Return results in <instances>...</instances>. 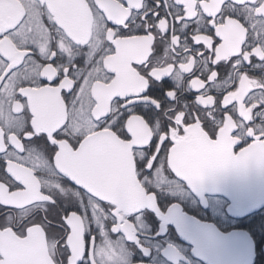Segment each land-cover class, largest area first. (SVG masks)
Instances as JSON below:
<instances>
[{"label": "snow or ice", "instance_id": "6c2138e0", "mask_svg": "<svg viewBox=\"0 0 264 264\" xmlns=\"http://www.w3.org/2000/svg\"><path fill=\"white\" fill-rule=\"evenodd\" d=\"M249 167L264 0H0V264H130L158 190Z\"/></svg>", "mask_w": 264, "mask_h": 264}, {"label": "flooded vegetation", "instance_id": "af4514ba", "mask_svg": "<svg viewBox=\"0 0 264 264\" xmlns=\"http://www.w3.org/2000/svg\"><path fill=\"white\" fill-rule=\"evenodd\" d=\"M252 169V193L245 191V170L237 169L209 177L200 191L174 181L158 190L157 204L161 214L166 215L176 207L180 217H187L190 222L178 227L175 222L165 223L158 219L151 210L144 211L136 220L141 243L129 245L130 264H205L185 242V233L194 229L196 221L214 225L219 234L241 232V239L246 234L254 244L253 264H264V170ZM245 192L253 203L245 204ZM248 209L253 211L245 214ZM170 249H174L175 254ZM224 257H220V261L226 264Z\"/></svg>", "mask_w": 264, "mask_h": 264}, {"label": "bare ground", "instance_id": "6f19581e", "mask_svg": "<svg viewBox=\"0 0 264 264\" xmlns=\"http://www.w3.org/2000/svg\"><path fill=\"white\" fill-rule=\"evenodd\" d=\"M248 170L253 171L252 167H249ZM198 195V194H196ZM250 201L249 199V194L245 192L244 194V202L245 204ZM161 213V212H160ZM155 214V213H154ZM168 214V213H167ZM160 219V217H157ZM187 217L181 218V223L186 224L189 223V220ZM207 226H212L213 230L217 231V228L214 225L211 224H205ZM200 224L199 222L196 223V226L194 229H190L188 232L185 233L186 235V240L185 242L190 244L189 246L192 247L191 250L194 253L195 257L197 259H200L203 261L205 264H223L220 261V257H224V261L226 264H253L254 263V244L253 242L249 239L246 238V240L241 239V242H239V238L241 237V232H229L226 234H221L225 237L228 235H232V237H228L227 240L223 241L224 245H222V241L220 239L218 240L214 234H205L201 229H200ZM219 233V232H218ZM212 235V236H209ZM203 236V237H202ZM207 237V238H206ZM247 252V258H244V253ZM239 253L243 255V262L240 260L235 261L234 257L235 255ZM219 256V258H218ZM211 261V262H210Z\"/></svg>", "mask_w": 264, "mask_h": 264}, {"label": "water", "instance_id": "95a60500", "mask_svg": "<svg viewBox=\"0 0 264 264\" xmlns=\"http://www.w3.org/2000/svg\"><path fill=\"white\" fill-rule=\"evenodd\" d=\"M254 175H253V171H251V170H248V169H246L245 170V174H244V183H245V191H248L249 193H252V188H250L252 185H253V181H254V177H253ZM254 201L253 200H250V203H253ZM247 208H245V210H246ZM253 211V209H248L247 211H246V213L245 214H247V213H249V212H252ZM153 212V211H152ZM155 213V212H154ZM155 215H157L156 213H155ZM157 217H160L159 215H157ZM196 223H198L197 221H196ZM196 223L194 224L195 226H196ZM200 224V229L205 233V234H214L215 235V237L219 240L220 239V241H225V240H227V238L228 237H232V235H228V236H225V237H222L221 238V236H223V235H221V234H219L218 232H216V231H214L213 230V228H212V226L210 227V226H207V225H205V224H201V223H199ZM203 237V236H202ZM248 236L246 235V234H244V237H243V239L244 240H246V238H247ZM239 242H241V237L239 238ZM247 252L246 253H244V258L246 257L247 258ZM234 260L235 261H237V260H242L243 261V255L242 254H239V253H237L236 255H235V257H234ZM243 264H244V262H243Z\"/></svg>", "mask_w": 264, "mask_h": 264}]
</instances>
